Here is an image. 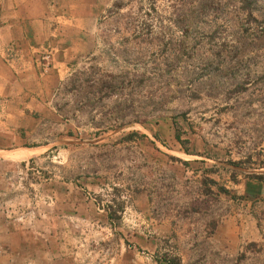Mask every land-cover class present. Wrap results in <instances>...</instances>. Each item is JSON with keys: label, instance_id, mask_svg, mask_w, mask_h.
Instances as JSON below:
<instances>
[{"label": "rangeland", "instance_id": "1", "mask_svg": "<svg viewBox=\"0 0 264 264\" xmlns=\"http://www.w3.org/2000/svg\"><path fill=\"white\" fill-rule=\"evenodd\" d=\"M29 10L43 36L3 54L39 77L0 98V244L32 232L27 254L56 264H264V0Z\"/></svg>", "mask_w": 264, "mask_h": 264}, {"label": "crops", "instance_id": "2", "mask_svg": "<svg viewBox=\"0 0 264 264\" xmlns=\"http://www.w3.org/2000/svg\"><path fill=\"white\" fill-rule=\"evenodd\" d=\"M36 1L51 5L55 2V0H0V37L2 34L5 35L4 42H0V98L5 100L26 93L25 84L31 81L33 77H39L34 69V63L3 59L6 47L11 42L16 45L19 43L24 45L25 40L29 39L31 35H38L39 39L43 36V22L47 17L42 13L36 12L33 14L30 10L28 11L29 6ZM31 23H36L37 31L27 27ZM40 23L43 24V31L37 28ZM0 152L6 151L0 148ZM32 235V232L28 231L10 230L9 234L6 235L5 244H0V264H34L35 262L31 257L40 256L41 254L42 260L39 264H56L57 259L52 252H49L47 248L45 249V244L42 245L43 252L41 254L31 253V257L27 254L29 250L27 251L26 247L28 246V249H30V246L40 248V245H33L31 242L26 241L32 239Z\"/></svg>", "mask_w": 264, "mask_h": 264}, {"label": "trees", "instance_id": "3", "mask_svg": "<svg viewBox=\"0 0 264 264\" xmlns=\"http://www.w3.org/2000/svg\"><path fill=\"white\" fill-rule=\"evenodd\" d=\"M177 141H180V140L177 138ZM250 176H251V178H253V179L257 180V181H259L261 183H264V173L263 172H260L258 174H252ZM167 262L170 263V264H178L177 262L176 263L175 262H171V261H167Z\"/></svg>", "mask_w": 264, "mask_h": 264}]
</instances>
